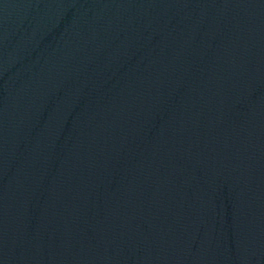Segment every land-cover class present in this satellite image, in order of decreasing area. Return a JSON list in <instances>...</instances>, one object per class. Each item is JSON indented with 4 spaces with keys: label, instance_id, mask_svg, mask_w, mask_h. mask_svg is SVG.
<instances>
[{
    "label": "water",
    "instance_id": "water-1",
    "mask_svg": "<svg viewBox=\"0 0 264 264\" xmlns=\"http://www.w3.org/2000/svg\"><path fill=\"white\" fill-rule=\"evenodd\" d=\"M0 264H264V0H0Z\"/></svg>",
    "mask_w": 264,
    "mask_h": 264
}]
</instances>
